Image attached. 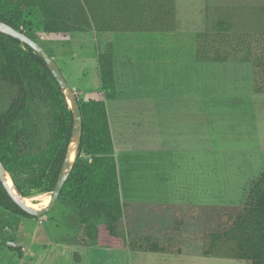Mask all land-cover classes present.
Segmentation results:
<instances>
[{
	"label": "rangeland",
	"instance_id": "obj_1",
	"mask_svg": "<svg viewBox=\"0 0 264 264\" xmlns=\"http://www.w3.org/2000/svg\"><path fill=\"white\" fill-rule=\"evenodd\" d=\"M27 14L34 30L25 29L51 54L78 101H105L120 198L139 206L117 227V248L103 232V218L96 221V241L82 243L71 202L57 199L34 218L0 208V264H247L203 255L202 248L220 211L242 204L264 168V26L255 27L264 22V0H175L171 28L152 32L88 30L41 38L40 16ZM223 18L230 25L211 50L227 52V59H200L201 36H215ZM108 43L114 100L103 96L97 63ZM9 94L0 86V109ZM26 125L29 148L37 152L49 132L40 102L28 107ZM15 177L33 206L49 199L37 187L40 172ZM128 227L139 237L152 235L168 252L130 250ZM11 242L21 247L20 257Z\"/></svg>",
	"mask_w": 264,
	"mask_h": 264
},
{
	"label": "trees",
	"instance_id": "obj_2",
	"mask_svg": "<svg viewBox=\"0 0 264 264\" xmlns=\"http://www.w3.org/2000/svg\"><path fill=\"white\" fill-rule=\"evenodd\" d=\"M174 1L0 0V21L31 38L33 36L25 26L33 28L34 23L27 19V12H36L40 16V29L45 33L88 30L152 32L171 28ZM229 25L227 19H218L215 36L207 38L208 35L203 33L196 50L200 59H227V52L219 51L218 47L212 51L211 47L217 44L218 34H225ZM263 26L261 19L255 24L259 29ZM97 63L103 96L114 100L117 87L111 43L98 52ZM0 86L10 91L6 105L0 109V160L17 186L16 173L40 172L37 187L41 192H50L70 139L72 114L67 101L42 58L29 46L1 32ZM36 101L46 109L49 132L45 146L34 152L28 144L32 141V134L26 125V117L28 107ZM78 103L82 116L78 156L58 199L77 207L82 243L96 241V221L103 218V232L111 246L121 247L117 227L123 216L132 215L139 204L121 201L120 198L117 162L105 101L87 99ZM82 154L89 156L88 161L82 160ZM0 208L14 215L35 217L11 199L1 182ZM127 235L130 250L154 253H167L169 250L168 245L158 243L152 235L139 237L130 227ZM9 248L20 256V246ZM176 252L182 254L179 248ZM202 253L247 264H264V168L251 181L242 204L220 211L219 220L209 231Z\"/></svg>",
	"mask_w": 264,
	"mask_h": 264
},
{
	"label": "water",
	"instance_id": "obj_3",
	"mask_svg": "<svg viewBox=\"0 0 264 264\" xmlns=\"http://www.w3.org/2000/svg\"><path fill=\"white\" fill-rule=\"evenodd\" d=\"M0 32L9 35L17 39L21 43L29 46L39 57L42 58L46 67L48 68L55 81L59 85L72 114V125L69 143L67 145L64 159L58 172L54 187L49 192V199L46 205H43L42 207H35L30 203L28 204L26 202V198L22 195V193L16 186L9 171L4 167L3 163L0 160V182L2 183V186L4 187L8 195L26 213L35 217H40L47 213L53 207L56 200L59 198V194L64 185V182L67 176L69 175L74 165V162L78 156V148L82 133V116L80 106L74 91L66 82L59 66L52 58V56L37 41L32 39L29 35L25 34L24 32H21L18 29H15L11 25L2 21H0ZM10 245L14 247L17 246L14 242H11Z\"/></svg>",
	"mask_w": 264,
	"mask_h": 264
},
{
	"label": "crops",
	"instance_id": "obj_4",
	"mask_svg": "<svg viewBox=\"0 0 264 264\" xmlns=\"http://www.w3.org/2000/svg\"><path fill=\"white\" fill-rule=\"evenodd\" d=\"M35 32H38V31H35ZM40 32H42L43 33V36L41 37V38H43V37H45V35L46 34H48V33H45V32H43L42 31V29H40ZM53 34H64V33H53ZM110 131H111V127H110ZM111 134H112V131H111ZM117 171H118V165H117ZM119 181V180H118ZM120 188V187H119ZM18 257H20L21 256V254H20V256L19 255H17ZM26 256V255H25Z\"/></svg>",
	"mask_w": 264,
	"mask_h": 264
},
{
	"label": "bare ground",
	"instance_id": "obj_5",
	"mask_svg": "<svg viewBox=\"0 0 264 264\" xmlns=\"http://www.w3.org/2000/svg\"><path fill=\"white\" fill-rule=\"evenodd\" d=\"M47 201H48V199H46V200L44 201L43 205H46ZM26 202L29 204L28 200H27Z\"/></svg>",
	"mask_w": 264,
	"mask_h": 264
},
{
	"label": "flooded vegetation",
	"instance_id": "obj_6",
	"mask_svg": "<svg viewBox=\"0 0 264 264\" xmlns=\"http://www.w3.org/2000/svg\"><path fill=\"white\" fill-rule=\"evenodd\" d=\"M16 247H18V246H16Z\"/></svg>",
	"mask_w": 264,
	"mask_h": 264
}]
</instances>
